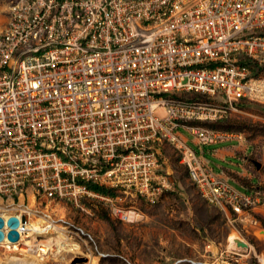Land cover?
<instances>
[{"label":"built area","instance_id":"obj_1","mask_svg":"<svg viewBox=\"0 0 264 264\" xmlns=\"http://www.w3.org/2000/svg\"><path fill=\"white\" fill-rule=\"evenodd\" d=\"M7 6L0 26L2 203L31 192L81 211L100 202L130 220L135 211L120 202L153 203L174 187L160 156L167 144L207 202L227 218L257 224L251 214L260 192L235 189L202 156L203 146L244 142L243 135L194 123L221 121L264 96L256 78L264 70V0Z\"/></svg>","mask_w":264,"mask_h":264},{"label":"rangeland","instance_id":"obj_2","mask_svg":"<svg viewBox=\"0 0 264 264\" xmlns=\"http://www.w3.org/2000/svg\"><path fill=\"white\" fill-rule=\"evenodd\" d=\"M7 5L8 0H0V26L5 22ZM256 78L264 87V70H260ZM224 120V125L232 129L214 130L242 134L244 143L253 151L248 168L255 183L244 186L246 190H258L261 194L260 207L251 214L256 225L247 220L227 218L207 202L189 180L178 154L172 147L164 146L162 159L174 187L153 203L138 199L120 202L124 210L135 211L130 220L114 217L100 202H88L87 211H81L65 204H50L35 196L34 210L50 213L57 224L65 226L67 235L79 245V252L47 255V247L52 240L42 235L35 237V243L30 247L32 251L39 243L41 247H38H46L44 253L38 251L45 264H88L90 256L96 258L95 264H260L259 257H264V151L261 149L264 141V96L257 93L251 100L241 102L237 111L231 112ZM184 134L190 139L189 133ZM202 149L204 154L208 153V147L203 146ZM204 157L210 168L218 165L207 155ZM255 162L260 165L259 169ZM220 165L233 169L237 166L235 163V167ZM229 183L235 189L245 191L238 183L232 180ZM28 194L22 198L23 203H27ZM18 202L19 199L14 201L15 204ZM3 204L9 202L3 201ZM74 227L80 228L85 235L76 233ZM231 233H236L249 248L244 249L236 243L230 247L227 240ZM24 242H32L31 237H26ZM50 246L54 249L52 244ZM22 247L29 248L23 244ZM77 258L83 261H76Z\"/></svg>","mask_w":264,"mask_h":264},{"label":"bare ground","instance_id":"obj_3","mask_svg":"<svg viewBox=\"0 0 264 264\" xmlns=\"http://www.w3.org/2000/svg\"><path fill=\"white\" fill-rule=\"evenodd\" d=\"M34 204V196L30 192L27 197V203H23L22 197L19 198L17 204L9 202V204L5 205L0 201V217L4 221H6L11 215L16 216L20 220L23 216L26 218V222H20L19 227L17 228V231L20 230V234L19 239L16 242H10L6 238L8 229L4 225V238L0 241V248L2 249V251H0V264H45L44 258L42 255L38 254V251L42 254V252L44 253L46 251V247L40 248L41 244L39 243L40 245H35V247H37L35 251H32L30 248L32 243H35V237L40 235L52 240L51 244L54 249L51 248L50 244L47 247V255L52 254L53 252L62 255L68 252H79V245L67 235L66 227L57 224L56 221L52 219L50 213L34 210ZM56 209L57 211L59 210V208ZM26 237H31L32 242H24ZM237 240H240L237 234L231 233L228 236V245L230 247L235 246ZM22 244L27 245L29 248L22 247ZM259 261L260 264H264V257H259ZM95 262L96 258L90 256L88 264H95ZM217 264L225 263L220 262Z\"/></svg>","mask_w":264,"mask_h":264},{"label":"crops","instance_id":"obj_4","mask_svg":"<svg viewBox=\"0 0 264 264\" xmlns=\"http://www.w3.org/2000/svg\"><path fill=\"white\" fill-rule=\"evenodd\" d=\"M164 146L169 145L163 144L161 146V158H163L162 149ZM205 147H208L209 150L208 153H202V156L208 167L209 161L204 157V155H207L210 159L214 160L218 164L214 169L211 168L215 174L226 178L228 181L232 180L238 183L244 187L245 190L246 186H244V184L255 183L254 177L251 175L248 168L249 158L253 153L252 148L249 145H246L244 142L238 141L236 139H229L225 141H219L215 144L206 145ZM234 163L237 165L236 167H238V169H235L236 167ZM220 164H226L235 168L233 169L229 167H223Z\"/></svg>","mask_w":264,"mask_h":264},{"label":"water","instance_id":"obj_5","mask_svg":"<svg viewBox=\"0 0 264 264\" xmlns=\"http://www.w3.org/2000/svg\"><path fill=\"white\" fill-rule=\"evenodd\" d=\"M254 165L257 169H259L260 165L257 162H255ZM19 220L20 219H18L16 216H13V215L8 217L6 221H4L0 217V241H2V239L4 238V232H3L4 225L8 229L6 233V238L10 242H16L19 239V233L17 231V228L19 227L20 222H23V223L26 222V218L23 216L21 217V220L20 221ZM236 244L242 248H247V244L241 240H237ZM76 261H83V259L77 258Z\"/></svg>","mask_w":264,"mask_h":264},{"label":"trees","instance_id":"obj_6","mask_svg":"<svg viewBox=\"0 0 264 264\" xmlns=\"http://www.w3.org/2000/svg\"><path fill=\"white\" fill-rule=\"evenodd\" d=\"M224 122H225V120L223 119L221 121H217V122H213V123H202V124H200V123H194V124L195 125H205V126L211 128V129L222 128L224 130H231L232 127L225 126L224 125ZM90 188L93 189V190H95V191H97V192L109 193V190H107L105 188L98 187V186L91 185ZM106 220H108V218Z\"/></svg>","mask_w":264,"mask_h":264}]
</instances>
